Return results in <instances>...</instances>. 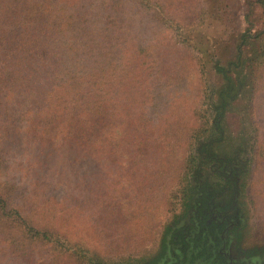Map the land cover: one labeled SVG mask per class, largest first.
Masks as SVG:
<instances>
[{
    "label": "rangeland",
    "instance_id": "obj_1",
    "mask_svg": "<svg viewBox=\"0 0 264 264\" xmlns=\"http://www.w3.org/2000/svg\"><path fill=\"white\" fill-rule=\"evenodd\" d=\"M195 1L150 0L157 10L158 3L171 4L158 19L149 14L152 8L142 7L145 0H0L1 8L10 7L28 22V28L26 24L11 28L8 17L0 23V29H5L0 30V38L5 39L1 48L8 51L10 40L11 50H20L17 56L22 58L8 59L0 66L19 63L24 68L10 77L0 67V163L4 165L0 182L13 174L30 189L46 188L45 197L37 192L39 200L57 195V202L42 203L36 219L40 222L45 217L57 225L67 222L81 242L97 248L109 264H229V259L233 264H264V79L259 81L261 90L255 92L257 118L250 117L243 100L252 89L245 75L249 74L247 62L242 71L232 65L256 53L264 31V7L254 0H231L233 20L231 6L216 18L215 9L205 5L208 16L193 32L195 49L201 50L197 55L195 49L175 46L168 26L170 18L197 26L201 6H195ZM228 14L230 22L224 23ZM45 15L62 21H49L44 30L33 29L32 19ZM71 29L88 30L100 41L98 63L104 54L115 59L108 65V75L114 74L106 83L100 81L99 64L81 68L74 83L83 82L85 99L101 100V84L107 89L114 84L111 98L117 93L118 80L129 84L123 99L120 94L112 99L117 116L112 113L101 126L104 136L118 132L117 126L126 130L123 140L121 130L119 138L110 137L111 154L117 151L116 157L102 155L99 138L95 145L89 133L85 132L90 141L81 138V116L73 125L71 112L82 114L71 99L75 84L68 85L65 94V86L53 89L52 78L45 83L32 81L55 72L50 61H57L59 47L69 44ZM40 31L49 37L43 46L48 54L36 61L25 49L46 40ZM147 45L146 54L156 57L151 71L142 65V55L135 57L137 48ZM1 58L6 57L0 54ZM34 61L40 64L39 73L29 69ZM148 72L158 78V87H151ZM88 86L93 92H88ZM29 105L41 106L43 111L29 121L20 120ZM50 115L70 116L63 125L74 126L76 133L71 137L79 142L68 145L57 120L56 128L47 131L53 144L43 140L38 145L29 131L37 119ZM252 117L253 122L262 123L258 134L253 133L257 126L251 124ZM99 124L95 123V129ZM137 126L145 139L158 138L149 147L137 144L146 148L143 154L135 148ZM253 134L258 137L256 144ZM192 157L194 162L187 165ZM65 197L67 202L79 198L82 208L72 210L71 204L65 208ZM47 261L67 264L66 259Z\"/></svg>",
    "mask_w": 264,
    "mask_h": 264
},
{
    "label": "trees",
    "instance_id": "obj_2",
    "mask_svg": "<svg viewBox=\"0 0 264 264\" xmlns=\"http://www.w3.org/2000/svg\"><path fill=\"white\" fill-rule=\"evenodd\" d=\"M254 3L261 4L264 7V0H254ZM155 5H150V0H145V4H143L142 7L147 9L152 8L151 13L149 14H155V16H158V19L159 16H164V14L167 13L166 8L171 6V4H169L168 7H165L164 3H158L157 10ZM194 5L201 6L198 13V15L200 16L199 24L197 26L194 25V23L181 24L178 21L173 22V18L169 19L170 22L168 23V26L171 31V39L173 41V44L178 48L195 49V41L197 39L195 40V38L193 37V32L196 33L198 31L197 29H199V26L205 22L208 16L207 9H203L205 5L213 7L215 9L216 18H220L219 12L223 13V10L225 8L231 6L230 16L233 20L236 17V13L232 10L231 0H196L194 2ZM3 8L0 7V23L3 20H6V18L8 17L9 21H7V23L11 25V28H15V26H22L24 24H26L27 26L28 22L26 21L24 15L11 11L10 7L4 6ZM225 16L223 22H230L229 20L231 17L229 16V14L227 17ZM20 17L22 18V20H20ZM32 21L34 23L33 29L44 30L46 29L49 21L60 22L62 21V19H53V17H48V15H45L43 16V18L32 19ZM70 22L74 23V20L70 19ZM61 25L64 24L61 23ZM26 28H28V26ZM0 30L5 32V29L3 28ZM40 32L44 34V38H46V40H42L40 45H36L31 49H25V51L29 55H31L32 59L36 61H38V59L40 58H44L48 54L47 48L43 49V46L47 42L49 37H47L46 32ZM91 33L92 32L88 30H86L85 32H81L80 30L71 29L68 37L69 44L64 46L61 45V47H59L60 56L58 57L57 61H50L53 62L52 70H54L55 72L51 73V77L35 76L33 77L32 81H37V83H45L48 79L52 78L54 81L53 89L56 90L57 88L60 89L65 86L64 92L65 94H67L68 85L71 86L75 84L74 82L76 81L74 80V78L82 73L81 68L83 66H86L89 69L91 66H95L96 64H99V70L101 69L102 71L99 75L100 81H102L103 83L109 81L110 76H112L114 73H111L112 75L110 76L108 75L110 74L108 65L113 64L115 62V59H109V55L106 56L104 54L103 57L99 60V63L98 61H96V45H98L100 41H98L96 37L92 36ZM256 35L259 36L261 34L258 33ZM4 42L5 39L0 38V50H3L1 46H3ZM258 43L260 44L258 45V48L255 49L256 53H254L251 58L245 59L242 57L241 60L232 63V65H234L233 67L236 66L237 68H240V71H242L244 70V63L247 62L246 65L249 74L245 75H248L249 82L252 85V89L247 90L248 93L243 95V97H245L243 100L246 101L245 112L250 117L254 115V118H257L255 113V92L257 90H261V86L259 87V81H262L264 79V31H262V35ZM13 46L14 44L11 43V41L9 40L7 44L8 51L3 50V52L0 53L1 56H5L6 58H1L0 63L7 62L8 59V61H10L11 59H14V61H17L16 59H19V61L22 60L20 56H17L21 55L20 50H11ZM148 46L150 45H147L146 47L139 46L137 48L138 51L135 52V57L136 55H142V65L147 64L148 69L150 68L151 71V67L152 65H154L153 60H155L156 57H153V55H150L149 53L146 54V49ZM105 48L106 47H102L101 49H103L104 51ZM195 51L197 52V55H199V53L201 52V50L198 49H195ZM37 55H39L38 58H36ZM163 56L164 55L162 54V63L163 65H165V59L163 58ZM31 60H26V62L29 63ZM36 61L31 64L29 69H32L34 73H39L37 66H40V64ZM18 64L19 63L13 64L9 68H7L5 65L4 67H0L6 75L14 77L13 75H15V73L19 74L21 71H24V68L18 66ZM33 64L36 66H34ZM73 66L75 67V70H73ZM118 71H122L121 66L119 67ZM4 73L2 74V76L4 75ZM148 75L150 77L149 83L151 87L155 85H157L158 87V78L156 76L153 77L151 72H148ZM118 81L119 82L117 83V85H115L117 93L112 98L110 97V91L112 85L114 84L110 85L107 89L106 87H108V85H100L98 83L100 85V88L98 87V90L100 89L101 92V100L93 99L92 101L89 97L85 99L86 95H83L84 93L81 92L84 89L82 86L83 82L73 85V88L71 90V99L75 102L74 108L75 110H78L82 113L75 114L71 112V114L75 116H72L75 120H73V118L71 117L72 123L78 120L77 117L81 116V119L79 118L81 122H83V125L79 127L81 138L88 139L85 132L89 133L91 135V138L92 136L94 138V145L96 144L97 138H99L101 142L102 155H104L106 158H109L110 155L112 157L113 154L115 157L118 155L117 151L111 154V138L114 139L115 137L113 136H116V139L119 138V131L121 130L122 134L120 135V138H122L123 140L124 133L126 132V130L122 126L120 128L119 126H117L118 132L113 133V131H111L112 136H104V134L101 133V126L103 123H105L104 121L109 122L108 119L110 118L109 116L112 113V115L117 116V112L112 110L114 108V106L112 105V99L117 97L119 94L123 99V97L125 96L124 90H126L127 86L129 85L125 84L122 80ZM160 82L166 84V81L161 78ZM77 85L80 86L79 89H76ZM87 89L88 92L92 91V88L90 86H88ZM78 101L82 102L78 103ZM35 102L36 101L34 100L32 103ZM221 103L225 104L224 101H222ZM95 105H97L96 109ZM28 108V110L24 109L21 112L22 114L20 113V120L29 121L32 116L38 114L39 111H43V107L41 106L37 107L36 105H29ZM50 116L49 119L44 118L41 121L38 117L39 119H37L38 121L36 120L37 122L35 123V128L30 129L29 131L30 135L33 136V139L38 145H43V140L50 141L49 145L53 144L54 140L50 137L49 134H47V131L49 133V131H52L56 128L57 125L55 123L57 120H60V125H62L64 128L63 131L60 132L63 133L65 136L63 139H68L67 144L71 145L72 143L79 142V140L76 141L75 139H73V137H71V135L76 133V131L73 130L74 126L69 127L67 124L63 125L66 123V120L70 119V116H66V119H56L58 116L54 118H52V115ZM141 120H144V117H142ZM251 120V124L257 126L254 129L253 133L258 134L261 128L260 125L262 126V123L259 122L258 119L253 122V117ZM95 123H100L98 129H95V126L97 125H95ZM74 124L75 123H73V125ZM121 124H123V121H121ZM38 126H41V128H38ZM45 135L48 137L44 138ZM133 135L136 138L135 148H137V144L139 146L140 144L144 145L146 143L149 147L151 142L155 143L158 139H155L154 137H147L145 139L144 134L141 131V127L139 126L134 127ZM253 136L254 144H256L258 142V137L256 138V134H253ZM91 138L86 141H90ZM117 143L120 145V142ZM145 149L146 148L138 147L137 151L143 154ZM105 157L104 159H106ZM194 159L195 157L188 159L186 161V164H192L194 162ZM0 166V169L4 166L3 162L0 163ZM17 180L18 179H16V176L12 174L9 179L0 182V264H17L20 261H23V264H28L30 260H35V264H47V260L49 258H52L54 262L59 261V263L62 259H66L67 264H109L105 261L104 254H101L98 250H96L97 248L95 249L90 244L87 245V242H81L80 237L77 235V233L72 230L74 227L72 228L71 226H68L67 222H61L60 225H57L54 224L50 219H45V217H43L39 222L36 219V215L39 211L40 206L43 205L45 202L51 204L52 200L54 201V203L57 202V195H49L47 198L39 200V195L37 194V192L40 191L39 194H43V197H45L48 194V190H46V188L39 189V186L37 185L36 188L30 189V187H27L26 185L23 186L22 184H20V181ZM52 186L56 189L58 185L53 183ZM53 198H55V200ZM59 199L62 201L63 197H59ZM66 199L67 198L65 197V208H68V205L71 204L73 205V207L71 208L72 210L78 206V209H80L81 205L79 198H74L73 200L71 199L72 201L70 200L69 202H67ZM106 203L109 204L108 201ZM35 248L38 249V251H35ZM34 257L36 258L34 259Z\"/></svg>",
    "mask_w": 264,
    "mask_h": 264
},
{
    "label": "flooded vegetation",
    "instance_id": "obj_3",
    "mask_svg": "<svg viewBox=\"0 0 264 264\" xmlns=\"http://www.w3.org/2000/svg\"><path fill=\"white\" fill-rule=\"evenodd\" d=\"M229 264H233V261L229 259Z\"/></svg>",
    "mask_w": 264,
    "mask_h": 264
}]
</instances>
